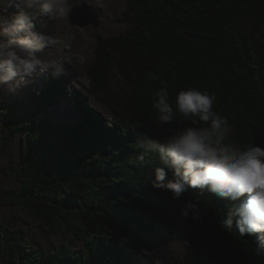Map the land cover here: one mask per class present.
I'll return each mask as SVG.
<instances>
[{
	"label": "trees",
	"instance_id": "1",
	"mask_svg": "<svg viewBox=\"0 0 264 264\" xmlns=\"http://www.w3.org/2000/svg\"><path fill=\"white\" fill-rule=\"evenodd\" d=\"M120 21L129 28L97 39L86 74L111 122L80 97L82 121L53 125L45 112L64 98L59 75H48L25 113L19 104L0 102V156L8 157L4 171L15 179V189L0 186V260L132 264L125 241L161 250L183 222L189 244L175 264H264V256L254 254L257 234H227L220 226L239 201L207 189H189L173 200L152 186L160 161L143 147L191 123L178 112L170 124L159 122L152 100L161 81L173 104L188 87L215 93L214 110L228 118L232 141L264 147V0H128ZM18 139L15 165L11 150ZM141 154L143 161L136 159ZM197 197L202 219L182 217L184 202ZM10 209L30 212L65 240L50 250L34 247L23 229L3 217Z\"/></svg>",
	"mask_w": 264,
	"mask_h": 264
},
{
	"label": "clouds",
	"instance_id": "2",
	"mask_svg": "<svg viewBox=\"0 0 264 264\" xmlns=\"http://www.w3.org/2000/svg\"><path fill=\"white\" fill-rule=\"evenodd\" d=\"M13 6L16 11H9ZM74 6L71 0H0V86L16 93L37 71L66 74L68 62L63 53L49 48L58 41L37 30L34 21L68 20ZM161 84L152 100L159 122L170 124L178 112L191 123L169 129L166 139L143 143L145 153L158 154L160 161L152 186L169 191L173 200H179L189 189H207L221 198L239 201L219 221L220 226L227 234H257L254 254L264 256V147L232 141L233 127L228 118L214 110L215 93L188 87L177 93L173 104L167 82ZM136 159L143 161L144 154ZM190 214L193 219H202L198 197L181 207L182 217Z\"/></svg>",
	"mask_w": 264,
	"mask_h": 264
},
{
	"label": "rangeland",
	"instance_id": "3",
	"mask_svg": "<svg viewBox=\"0 0 264 264\" xmlns=\"http://www.w3.org/2000/svg\"><path fill=\"white\" fill-rule=\"evenodd\" d=\"M76 5L68 20L48 21L39 18L34 21L37 30L53 36L58 41L50 45V50L63 53L66 64V74L59 75L64 85V98L55 106L50 105L45 116L55 126H71L82 121V114L76 108L80 97L86 98V106L104 123L112 121V113L100 103L99 97L93 93L87 83V69L94 63V48L98 38L119 35L129 26L120 21L128 0H71ZM27 11V9H25ZM9 11H16L13 6ZM48 75L39 71L33 73L30 82L16 93H11L5 86H0V102L16 103L23 107V112L33 108L35 97L40 94ZM21 140L18 139L12 147L11 154L15 165L20 164ZM8 157L0 156V186L4 189H15V179L5 173ZM6 221H11L16 227L23 229L29 242L43 250L60 245L65 238L62 235H52L30 212L18 210H3ZM67 241H73L70 238ZM75 248L79 245L73 242ZM126 247L132 253V264H175L180 263L189 244L188 226L177 224L175 240L161 250L150 251L135 241H125ZM0 264L2 261L0 260Z\"/></svg>",
	"mask_w": 264,
	"mask_h": 264
}]
</instances>
